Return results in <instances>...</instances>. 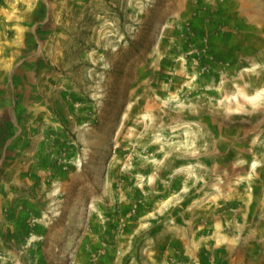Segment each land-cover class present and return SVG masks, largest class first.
Listing matches in <instances>:
<instances>
[{"label":"rangeland","instance_id":"374dc122","mask_svg":"<svg viewBox=\"0 0 264 264\" xmlns=\"http://www.w3.org/2000/svg\"><path fill=\"white\" fill-rule=\"evenodd\" d=\"M0 264H264V0H0Z\"/></svg>","mask_w":264,"mask_h":264}]
</instances>
